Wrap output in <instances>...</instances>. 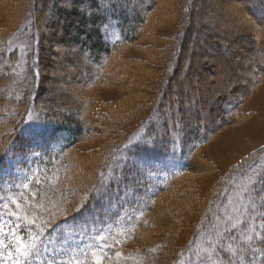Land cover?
<instances>
[{
  "label": "trees",
  "instance_id": "1",
  "mask_svg": "<svg viewBox=\"0 0 264 264\" xmlns=\"http://www.w3.org/2000/svg\"><path fill=\"white\" fill-rule=\"evenodd\" d=\"M35 1L22 0L21 3L24 7L25 4L29 7L31 3L36 7L38 3ZM64 1L51 3L58 17L67 16L65 26L58 27L64 37L56 39L54 47L78 46V53H85L95 64L90 78L75 81V86L81 89V98L73 103L77 107H74L75 110L70 107L54 108L42 97L41 92H46L42 77V48L45 46L39 27L37 30L33 25L35 22L29 26L31 39L21 40L17 48L11 40L16 31L23 28L25 21L7 35L0 33V88L6 91L0 93V166L7 165L9 160L25 158L23 163L30 161L31 174L33 172L23 186L0 187V208H3L4 215L14 217L10 221L12 235L0 236V245L5 242L10 247L12 243L14 247L17 238L26 243H41L65 235L60 232L73 231L77 226L103 231L119 227L117 232L111 231L114 240L98 254L100 261L106 260L104 264H110L118 253L120 264H133L136 256L140 257L138 264H264V146L250 152L225 172L221 184L219 182L216 187L222 193L217 201H213H216V206L211 207L209 203L203 210L195 230L191 231L183 246L174 251L166 242L158 244L154 251L149 249L151 233L159 227L155 224L160 221L158 217L161 218L167 205L180 206L185 211L177 223L176 237L189 229L186 218L196 212L193 206L196 202L189 189H181L180 196L166 198L162 207L157 206L175 184L189 180L193 173L200 171L198 165L202 164V160L198 157L215 133L244 119L242 109L249 93H237L239 96L234 97L230 93L220 94L211 100L216 107L219 105L217 110L221 109L216 114L206 110L208 99L199 95L196 98L194 91L182 93L179 87L181 91L175 92L176 96L172 99L171 94L166 93L167 85H162L152 96L150 110L142 126L139 125L141 128L136 126L128 130L131 118L141 114L147 106L148 88L152 84L149 78L157 72L159 74L160 69L138 62L132 65L118 54L150 29L158 0H111L107 5L101 0H70V10L61 4ZM10 2L0 0V11L9 3L7 13L14 23L19 19L12 21L13 8L21 6V3L12 5ZM235 2L240 4L239 15L245 18L248 30L254 26L250 32L251 49L263 57L262 63L255 55V62L250 64L257 68L247 83L251 93L264 79V47L259 46L264 45V0ZM87 24L92 27L87 28ZM178 26V36L173 38L171 53L160 57L164 65L161 68L166 72L172 70L176 54L180 57L177 43L184 41L182 29L185 27L180 21ZM110 27L117 30L116 38H107L106 31ZM72 31L77 37L67 39ZM221 40L227 43L231 37L222 35ZM239 45L237 43L240 48ZM50 50L51 47L46 51L49 53ZM81 62L77 59L78 67ZM113 64L117 67L114 72L111 71ZM130 72L136 75L132 77ZM18 79H21L20 82H17ZM131 84L134 85L132 91L139 92L140 104L129 99L131 91L127 85ZM110 86L128 89L115 105L99 102L94 95V90ZM184 94L185 97H182ZM208 122L212 125L208 126ZM93 141L100 142L98 151L89 158L82 157L78 148ZM120 156H124L126 161L118 160ZM84 160L86 165H94L99 173L96 175V170L91 185L82 188V183L78 185L79 189L75 187L76 175L72 171L82 167L81 171L84 170L86 176L88 170H93L92 166L83 165ZM124 162V167L120 168L119 165ZM172 164L174 168L170 175L161 182L150 185L139 182L135 186H127L130 182L127 176L140 179L149 167ZM243 178L245 183L239 185L240 191H237L241 204L233 219L226 214H218L217 204L222 201L223 195L226 197L230 186ZM133 196L134 202L131 200ZM216 219L223 223L227 221V225L219 227L212 240L207 237V232L211 227L215 228ZM29 220L35 223L30 224ZM202 237V244L197 248V240ZM147 254L154 257L148 258ZM87 258L82 257L75 264H97V258Z\"/></svg>",
  "mask_w": 264,
  "mask_h": 264
},
{
  "label": "rangeland",
  "instance_id": "2",
  "mask_svg": "<svg viewBox=\"0 0 264 264\" xmlns=\"http://www.w3.org/2000/svg\"><path fill=\"white\" fill-rule=\"evenodd\" d=\"M21 1L11 0L10 3L15 5L21 3ZM52 1L54 2L55 0H37L35 1L38 3L36 7L33 6V3L29 7L26 4L24 7V3H21V6H14L12 21L16 18L19 19L18 21H14V23L11 22L9 13H7L8 3L0 11V33L3 32L7 35L16 30L21 22L25 21L23 28L16 31L15 37L11 40V44L14 48H17L21 40L28 41L27 38L31 39L32 31L29 29V26L35 22L33 25L34 27L36 26L37 30L39 27L38 31H40L43 37L42 42L45 46L42 48V56L44 59L42 77L46 92H41L42 97L47 99L49 104L54 106V108L70 107L75 110L74 107L76 106L73 103L81 98L79 92L81 89L75 86V81L77 79L84 80L86 78L87 80L90 78L95 70V64L85 56V53H78V46L72 48L64 47L63 49L54 47V44H57L56 41L64 37V33L58 27L65 26L64 20L67 19V16L62 15L58 17L52 8ZM61 4L70 10L72 3L70 4V2L64 1ZM239 8L240 4L236 3L235 0H158L150 29L140 39L123 49L121 54H118L120 58L126 62H131L132 65L138 62L142 65H149L158 70L160 69L159 74L157 72L149 78L152 84L148 88L150 95L149 101L147 100V106L143 108L141 114L131 118L127 124L128 130L141 125L145 115L150 110L149 104L152 96L155 95L157 89L161 88L162 85H167L166 93L169 92L172 99L175 98V92L177 91L180 92L182 90V93H185L186 90L194 91L196 98L199 95L208 99L206 110L208 112L210 110L216 114L221 109L217 110L219 105L216 107L212 104L211 100L220 94L230 93V96L234 97L239 96L237 93H249L242 109V113L245 116L244 119L239 124L222 127L216 132L210 142L200 152L198 157L200 161L202 160V164H199L200 166L198 165V170L200 171L195 174L193 173L189 180L181 184H175L157 206L159 208L162 207L166 198L180 196L181 192L179 191L181 189H189V194H192L196 202L195 204L192 201L194 211L196 212L186 218V220L188 219L189 229L184 234L176 237L175 231L179 228L177 227V223L182 218L181 213L185 211L182 209L183 207H177L176 205L171 207V205H167L165 210L163 209L164 214L160 216L161 218L158 217L160 221L158 224L156 223L157 225L155 224V226L162 228L156 227L157 229H154L151 233V239L149 240V242L151 241L149 245L151 251H154V248L158 244H164L166 242H169V246L174 251L183 246L191 231L195 230L196 221L199 219L203 210L207 208L209 203L212 204L211 207L216 206V201L222 194L219 193L216 187L219 182L221 184V179L225 172L234 164L244 159L250 152L264 146V79L261 81L259 87H256L251 93L247 85L252 74L257 71L255 66L250 65L251 62L254 61L256 55L263 63V57L262 54L250 47V32H252L254 26H252V30H248L249 25L245 23L246 21L244 22L245 18L243 16L240 17ZM179 21L181 22V26L185 27L182 29L184 41H177L178 43L175 41L178 44L177 49L181 50L180 57L176 54L172 70L166 72V70L161 68L164 65L160 57L162 55L166 57L167 54L169 56L171 53L173 38L178 36ZM45 26L47 29H43ZM90 27L92 26L87 24V28ZM117 34L118 32L114 27H110L106 31V36L110 39L116 38ZM222 35H229L231 41L224 43L221 40ZM76 37L75 32L72 31L68 34L67 39H74ZM29 43L32 44V42ZM237 43L240 44V48L237 47ZM259 46L264 47V45L260 44ZM49 47H51V50L48 53L46 50ZM237 55H242L243 57L237 58ZM77 59H81L82 61L79 67L76 63ZM114 65L113 69L111 68L113 72L117 68ZM130 73L132 77L136 75L133 72ZM162 78H164V81ZM18 80L17 82H20L21 79ZM127 88L131 91V97L129 96V99H134L136 103L140 104L139 92L135 93L132 91L134 85H127ZM0 89V93L6 92L3 88ZM94 91V95H96L99 102L115 105L126 95L128 89L122 90L110 86ZM182 97H185V94ZM207 124L208 126L212 125L209 122ZM99 145L100 142L97 141L83 144L78 148V152L82 157L89 158L98 151ZM120 158L118 160H125L124 156H120ZM24 159L9 160L7 165L0 166V187H19L25 185L33 172L31 174V169L29 168L30 161L28 164H24ZM87 161L90 162L92 160L87 159ZM97 162L100 163L101 160ZM84 163L83 165L89 166V168L92 166L86 165V161ZM124 165L125 162L119 166L121 168ZM173 168V164L164 167L163 165L154 166L153 168L149 167L144 177L142 176L140 179L133 178V175L127 176V180L130 181L127 186H135L139 182H144L146 185H150V183L156 184L157 182H161L162 179H166ZM81 169L83 168L79 167L72 171V174L76 175L74 177L76 182L75 187L77 186L78 188L82 183V188L85 185H91L97 170L95 167L93 170H88L87 175H91L89 177L87 175L85 176L84 170L81 171ZM98 173L99 170H97L96 175ZM88 177L89 179L85 180ZM243 181L244 178L235 181L228 189L226 197H224L225 194L223 195L222 201L217 204L218 214H226L233 219L232 217L235 212L240 208L241 202L239 197H237L239 193L237 191H240V186L242 183H245ZM131 200L134 202L135 197L133 196ZM214 200L216 201L213 203ZM1 211L0 236L5 234L12 235L10 231L12 222L10 221L13 216L11 217L8 214L4 215L3 208H0ZM121 221L120 223H122ZM206 221H204V225ZM163 222L166 223L165 226L160 225ZM215 223V228L211 227L208 232L206 231L207 237H210L212 240H214L215 235L219 231L217 229L227 225V221L223 223L219 222L218 219L215 220ZM119 229V227L112 230L105 228V231H103L92 228L84 229L77 226L75 230L69 231L71 232V236L69 232L62 231L60 233H65V235L53 237L51 240H45L41 243L39 241L26 243L25 240L23 241V239L17 238L16 245L13 247L11 243L9 247L3 242L2 246L0 245V264H69V262L73 261L74 257H84L83 253L85 252L88 254L87 259L91 257L97 258L101 252L98 245H102V251H104L115 238V236H111V231L115 230L117 232ZM93 237L97 238L93 239ZM99 237H103L104 239H100ZM202 239L203 237L197 240V248H200ZM65 241H67V244H64ZM34 246L38 248L36 249ZM62 248L65 250L61 251ZM93 252L95 255H93ZM152 255L147 254L146 256L153 258L154 256ZM139 258L136 256L132 261L133 264H138ZM105 261L103 260L101 262L104 264ZM109 263L120 264L117 254H115Z\"/></svg>",
  "mask_w": 264,
  "mask_h": 264
},
{
  "label": "snow or ice",
  "instance_id": "3",
  "mask_svg": "<svg viewBox=\"0 0 264 264\" xmlns=\"http://www.w3.org/2000/svg\"><path fill=\"white\" fill-rule=\"evenodd\" d=\"M66 2H70V0H66ZM110 2H111V0H101V3L105 4V5L109 4ZM77 211H79V208L77 209ZM13 215H15V213H13ZM24 219L27 220V217H24ZM28 223L34 224L35 221L34 220H29ZM69 235L71 236V232H69ZM96 238L97 237H93V239H96ZM99 238L100 239H104L103 237H99ZM64 244H67V241H65ZM98 247L102 251L103 246L102 245H98ZM63 250H65V249L62 248L61 251H63ZM69 251H72V250H69ZM87 255H88L87 252L83 253V256H84L85 259L87 258ZM93 255H95L94 252H93ZM117 255H119V253ZM79 259H80V257H74L73 261L69 262V264H75V261L79 260ZM97 264H102V262L100 261L99 257H97Z\"/></svg>",
  "mask_w": 264,
  "mask_h": 264
},
{
  "label": "bare ground",
  "instance_id": "4",
  "mask_svg": "<svg viewBox=\"0 0 264 264\" xmlns=\"http://www.w3.org/2000/svg\"><path fill=\"white\" fill-rule=\"evenodd\" d=\"M164 222H165V221H164ZM164 222H163V223H161L160 225H162V226H165V225H166V223H164Z\"/></svg>",
  "mask_w": 264,
  "mask_h": 264
}]
</instances>
